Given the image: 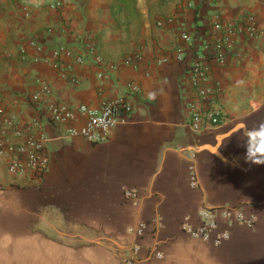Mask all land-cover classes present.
Returning <instances> with one entry per match:
<instances>
[{
	"label": "crops",
	"instance_id": "0c3cea01",
	"mask_svg": "<svg viewBox=\"0 0 264 264\" xmlns=\"http://www.w3.org/2000/svg\"><path fill=\"white\" fill-rule=\"evenodd\" d=\"M206 1L207 8L201 0L27 1L31 18L4 60L0 105L18 114L24 133L41 136L48 168L40 180L30 172L14 176L0 156V264H123L133 253L135 264H264V0ZM195 7L207 26L214 12L224 21L249 12L259 30L254 38L238 35L223 64L209 62L206 85L220 119L200 134L189 125L191 107L207 106L188 81L193 51L187 47L178 58L182 41L166 21L186 15L192 21ZM111 10L138 12V19L121 21L132 40L129 54L104 45L121 31L88 32ZM86 40L104 62L77 63L73 55H61L56 66L43 60L56 42L76 54ZM134 53L136 65L125 62ZM37 93L75 118L51 121L43 100H31ZM121 94L130 111L119 110L106 140L67 132L83 122L80 104L98 109ZM231 205L255 221L227 227L216 213L218 231L230 233L218 245L181 228L198 225L201 210Z\"/></svg>",
	"mask_w": 264,
	"mask_h": 264
},
{
	"label": "built area",
	"instance_id": "2783aa9c",
	"mask_svg": "<svg viewBox=\"0 0 264 264\" xmlns=\"http://www.w3.org/2000/svg\"><path fill=\"white\" fill-rule=\"evenodd\" d=\"M24 0V6H27ZM216 0H208L213 3ZM60 1H53L51 6L60 8ZM192 6L191 4L188 5ZM189 15L185 18L170 16L166 21L173 24L177 36L182 43L175 50L178 58H182L186 48L193 51V57L187 68V77L189 84L195 89L201 103L207 105L205 108L191 107L189 116V125L197 134L202 133L208 126L219 123V111L213 107V94L206 85L208 77V64L215 62L223 64L226 60L227 53L234 47L235 39L238 35L243 34L248 38H254L258 35V26L253 14L246 12L241 18L233 21H224L217 12L213 13V19L208 23L207 31L202 40L200 50L195 48V29L192 33L189 29L191 24ZM162 24V20L158 21ZM31 45L38 50L43 49V45L31 42ZM61 55H73V62L82 63L86 60H92L97 63L104 62V57L98 50L96 44L91 40H86L81 44V51L72 54V51L63 43L56 42L51 45L48 56L43 60L52 65H59L58 59ZM139 55L134 53L125 58V62L136 65ZM70 66V65H69ZM133 90L137 86L129 85ZM41 91L49 92V86L45 82L41 83ZM31 100L39 103L41 97L39 93L31 95ZM45 111L51 121L60 123L73 120L75 112L59 102L43 100ZM123 109L130 111V105L127 103L123 94L116 96L112 100L105 102L101 108H93L85 104L78 106V111L84 119L79 126H68L67 132L70 135H80L90 142H101L108 138L115 124L118 121V112ZM38 123V122H36ZM28 127L22 122L18 114L7 112L0 105V156H7L6 169L8 173L14 176H25L31 173L33 178L40 180L48 168V158L44 152L42 138L36 137L31 133H24ZM188 182L191 187L197 186L196 170L193 164L188 166ZM131 194V192H127ZM217 214L225 220L226 226L230 227L235 224H245L252 226L255 221L253 215H246L237 206H222L215 209H204L197 213L199 224L196 226L182 223L181 228L190 237L201 239L205 242H212L215 245L222 243L229 238V229L226 227L218 231ZM144 228V223L140 224V231ZM135 251V250H134ZM157 257H161L160 252H156ZM136 257L134 253L123 260V264H135Z\"/></svg>",
	"mask_w": 264,
	"mask_h": 264
},
{
	"label": "rangeland",
	"instance_id": "374dc122",
	"mask_svg": "<svg viewBox=\"0 0 264 264\" xmlns=\"http://www.w3.org/2000/svg\"><path fill=\"white\" fill-rule=\"evenodd\" d=\"M24 0H0V75H3V70H5L4 60H6L7 55L10 56L9 49L13 45L14 41L17 39L18 34L25 35L26 31V21L31 18L32 11L31 8L27 5L24 6ZM108 21L102 22L103 19H100L98 16L96 20H93V26L88 32L93 33L94 35H100L104 31H121L118 40H111L108 38L107 41H104V45L107 46V49L113 50L120 49L123 50V53H128L131 36L128 33L127 26H121L122 22L126 18H135L138 19V12L133 11H109L107 13ZM122 21V22H121ZM101 22V23H100ZM108 22V23H107ZM105 28H101L100 24L104 25ZM137 27L134 26V29ZM104 33V32H103ZM102 35V34H101ZM27 36H29L27 34ZM95 37V36H94ZM25 39V38H24Z\"/></svg>",
	"mask_w": 264,
	"mask_h": 264
},
{
	"label": "trees",
	"instance_id": "16d2710c",
	"mask_svg": "<svg viewBox=\"0 0 264 264\" xmlns=\"http://www.w3.org/2000/svg\"><path fill=\"white\" fill-rule=\"evenodd\" d=\"M204 7H208V3L206 0H201ZM192 20L195 23V42L194 47L200 50L202 47V40L205 36V32L207 31V18L201 16L200 9L197 7L193 8L192 11Z\"/></svg>",
	"mask_w": 264,
	"mask_h": 264
}]
</instances>
